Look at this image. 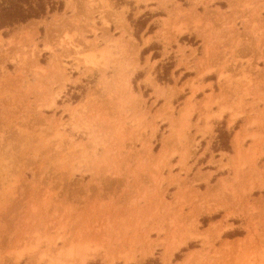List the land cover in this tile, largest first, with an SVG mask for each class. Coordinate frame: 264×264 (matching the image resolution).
Segmentation results:
<instances>
[{"label": "rangeland", "instance_id": "1", "mask_svg": "<svg viewBox=\"0 0 264 264\" xmlns=\"http://www.w3.org/2000/svg\"><path fill=\"white\" fill-rule=\"evenodd\" d=\"M63 1L0 30V264H264V0Z\"/></svg>", "mask_w": 264, "mask_h": 264}, {"label": "trees", "instance_id": "2", "mask_svg": "<svg viewBox=\"0 0 264 264\" xmlns=\"http://www.w3.org/2000/svg\"><path fill=\"white\" fill-rule=\"evenodd\" d=\"M64 6L63 0H0V30L9 29L12 31L15 27L33 19L44 18L54 12H60L64 9ZM146 24L147 20L144 17L139 18L135 23L137 33H140L146 27ZM148 51L149 48L144 49L143 54ZM173 66V62L161 65L160 67L163 70L158 74V79L160 81H168L169 73ZM218 132V145L216 148L230 150L231 132L224 127L219 129Z\"/></svg>", "mask_w": 264, "mask_h": 264}]
</instances>
